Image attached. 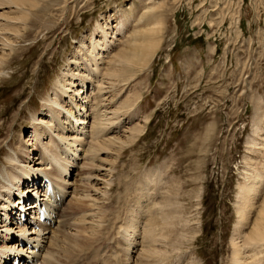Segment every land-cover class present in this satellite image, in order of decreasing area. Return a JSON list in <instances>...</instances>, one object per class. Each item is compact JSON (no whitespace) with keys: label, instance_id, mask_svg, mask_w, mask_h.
Wrapping results in <instances>:
<instances>
[{"label":"rangeland","instance_id":"374dc122","mask_svg":"<svg viewBox=\"0 0 264 264\" xmlns=\"http://www.w3.org/2000/svg\"><path fill=\"white\" fill-rule=\"evenodd\" d=\"M33 2L22 21L5 27L10 33L1 29L14 45L0 64V174L5 154L30 136L31 114L62 72L83 62L82 45L95 36L105 49L100 71L118 69L112 78L98 75L101 112L108 111V134L126 143L97 154L112 184L94 243L114 248L116 226L138 200L156 214L167 204L174 227L166 264H232V240L241 241L240 186L264 167V0ZM0 6L7 19L8 7ZM147 28L157 47L147 60L128 63L122 54Z\"/></svg>","mask_w":264,"mask_h":264},{"label":"bare ground","instance_id":"6f19581e","mask_svg":"<svg viewBox=\"0 0 264 264\" xmlns=\"http://www.w3.org/2000/svg\"><path fill=\"white\" fill-rule=\"evenodd\" d=\"M1 1L8 7L10 16L0 18L7 21L0 22V64L14 45L13 37L2 39L1 29L9 31L5 27L22 21L25 11L37 5L34 0H13L14 4L10 0ZM11 12L21 14L11 16ZM152 30H143V41L122 54L128 63L147 60L150 50L157 47L156 32ZM103 32L106 36L107 31ZM81 50L83 62L68 66L55 81L52 93L43 99L41 108L31 114L30 136H20L17 149L5 154L0 174V264H14L15 259L19 260L18 264H166L165 245L173 226L165 209L167 204L157 205L160 210L156 214L154 210L150 212L149 206L142 209L138 200L139 208L129 209L123 223L116 226L112 238L117 239V245L113 249L110 246L112 250L94 243V236L104 226L102 196L108 194L112 184V179L107 178L110 167L97 154L108 153L111 146L122 147L126 142L123 137L108 134V111L102 115L99 104L101 96L105 99L103 81L98 77L99 60H103L105 50L102 42L92 36L90 45H82ZM117 71L111 66L101 73L112 78ZM137 126L128 130L127 139L134 138L139 130ZM95 158L101 163L93 161ZM254 174L240 186L237 204L240 220L235 233L241 241L232 240V264L263 263L260 256L264 254V167ZM46 177L53 183L49 193L44 191ZM259 194L262 197L256 203ZM38 200L45 208L44 221L38 219ZM29 206L31 210H26ZM134 211L144 215L142 229H138L140 216L134 215ZM21 216L24 222L19 219ZM11 240L15 242L5 249Z\"/></svg>","mask_w":264,"mask_h":264}]
</instances>
